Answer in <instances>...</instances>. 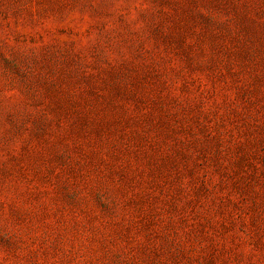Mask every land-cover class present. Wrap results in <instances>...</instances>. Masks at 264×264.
I'll return each mask as SVG.
<instances>
[{
  "label": "rangeland",
  "instance_id": "obj_1",
  "mask_svg": "<svg viewBox=\"0 0 264 264\" xmlns=\"http://www.w3.org/2000/svg\"><path fill=\"white\" fill-rule=\"evenodd\" d=\"M0 264H264V0H0Z\"/></svg>",
  "mask_w": 264,
  "mask_h": 264
}]
</instances>
